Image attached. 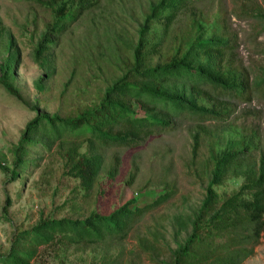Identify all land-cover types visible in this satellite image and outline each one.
Wrapping results in <instances>:
<instances>
[{"label": "trees", "instance_id": "trees-1", "mask_svg": "<svg viewBox=\"0 0 264 264\" xmlns=\"http://www.w3.org/2000/svg\"><path fill=\"white\" fill-rule=\"evenodd\" d=\"M24 1L49 15L31 56L37 66L46 68L57 36L97 4V0ZM209 1L149 0L136 37L124 43L126 51L119 53L118 48L104 60L113 63L115 71L95 100L66 117L36 113L10 149L9 180L23 181L34 145L48 152L54 147L62 174L75 179L81 197L88 198L103 168V150L138 145L161 131L186 130L188 172L203 184L199 202L168 215L165 224L153 221L149 238H137L140 250L129 255L104 251L95 264H136L141 254L155 264H241L252 255L264 230V123L259 111L249 107L254 96L264 97V70L252 75L240 63L224 11L212 12ZM252 14L264 20L259 7ZM261 28L264 31V22ZM3 33L0 22V39ZM10 66V59L0 64V85L19 98ZM71 76L70 72L62 88ZM36 87L43 88L39 79ZM119 164L113 154L105 169L107 179L115 176ZM228 179L240 181L220 195L216 187ZM174 194L170 185L149 201L131 197L107 213L95 209L80 218H41L14 231L6 251L0 252V264H30L38 246L53 242L82 247L120 243ZM9 204L5 194L2 209ZM160 248L167 256L157 259Z\"/></svg>", "mask_w": 264, "mask_h": 264}, {"label": "rangeland", "instance_id": "rangeland-1", "mask_svg": "<svg viewBox=\"0 0 264 264\" xmlns=\"http://www.w3.org/2000/svg\"><path fill=\"white\" fill-rule=\"evenodd\" d=\"M148 2L97 0L92 9L57 36L56 44L49 50L46 68L37 66L31 56L36 40L49 21L48 12L30 1L0 0V22L4 29L0 39V64L10 59V79L20 95L19 98L11 96L0 85V252L6 251L14 231L27 229L41 218H80L95 209L107 213L131 197L140 202L149 201L173 185L174 196L153 211L152 218L146 215L140 220L120 243L87 247L64 242L40 245L30 264H95L104 251L111 255L118 252L129 255L140 250L138 237L149 238L147 230L153 221L165 224L168 215L197 204L202 197L203 184L188 172L189 139L183 127L154 133L138 145L103 150V168L88 198L81 197L75 179L62 174L61 160L54 153V147L48 152L34 145L29 152L33 161L24 170L23 181L9 180L10 149L26 122L36 113L70 116L94 101L109 74L115 71L113 63L106 64L104 60L118 48L119 53L126 51L124 43L136 37ZM208 7L212 12L224 11L228 29L235 35L234 53L240 63L252 75L262 72L264 20L253 16L252 9L259 7L264 13V0H210ZM70 72L69 83L62 88ZM38 79L43 85L41 90L36 87ZM249 107L259 111L264 123V97L254 96ZM113 154L118 156L120 164L115 176L107 179L105 169ZM135 167L134 176L128 181ZM239 181L228 179L216 191L220 195L228 194ZM98 189L102 193H97ZM5 194L10 204L3 210ZM167 243L173 247L172 242ZM163 250L160 248L157 259L167 256ZM141 255L136 264H155ZM241 264H264V230L252 255Z\"/></svg>", "mask_w": 264, "mask_h": 264}]
</instances>
